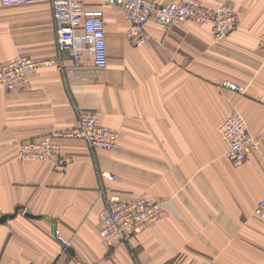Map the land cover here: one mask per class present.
<instances>
[{"label":"crops","instance_id":"crops-1","mask_svg":"<svg viewBox=\"0 0 264 264\" xmlns=\"http://www.w3.org/2000/svg\"><path fill=\"white\" fill-rule=\"evenodd\" d=\"M79 1L105 12L107 68L90 57L74 65L64 54V69H38L24 88L0 91V218L15 214L0 224V264H264V219L256 214L264 197V0H201L211 9L232 5L239 26L216 40L209 25L152 20L150 41L138 48L126 38L130 25L120 8ZM57 54L50 2L0 0V65ZM224 81L245 93L220 89ZM233 108L262 137L238 166L219 132ZM79 110L96 111L119 133L114 150L56 139L63 169L56 160L19 159L20 142L73 128ZM101 171L117 179L103 183ZM105 184L125 198L169 200L173 207L129 242L108 248L99 235Z\"/></svg>","mask_w":264,"mask_h":264},{"label":"built area","instance_id":"built-area-1","mask_svg":"<svg viewBox=\"0 0 264 264\" xmlns=\"http://www.w3.org/2000/svg\"><path fill=\"white\" fill-rule=\"evenodd\" d=\"M38 1H48L52 5L57 57L44 60L21 57L0 65V91L24 88L38 69H64V54L70 57L74 65H82L86 57H90L97 68L105 69L109 65L107 25L103 9H86L79 0H1L2 5L6 6ZM104 1L108 6L121 9L130 25L126 38L134 48L150 41L147 25L152 20L166 27L195 21L209 25L211 34L216 38L228 35L237 26L238 21L229 4L212 10L201 0H180L165 5L153 0ZM259 44L264 52V35L260 37ZM218 85L221 89L245 93L243 87L230 81ZM219 132L227 144L226 156L235 166L247 161L250 151L259 150L262 143V137L252 134L247 119L236 108H233L220 124ZM56 139L83 140L91 149L112 151L117 146L119 133L102 125L95 111L79 110L77 123L73 128L53 136L20 142L18 156L27 161L56 160V167L63 169L67 161L60 158V145ZM100 179L103 183H112L117 176L110 171H101ZM102 195L105 207L100 213L99 235L103 245L108 248L128 242L160 221L173 207L169 200L125 198L106 184L103 185ZM256 214L264 219V197L256 207ZM55 236L66 248L71 245L58 229H55Z\"/></svg>","mask_w":264,"mask_h":264},{"label":"rangeland","instance_id":"rangeland-1","mask_svg":"<svg viewBox=\"0 0 264 264\" xmlns=\"http://www.w3.org/2000/svg\"><path fill=\"white\" fill-rule=\"evenodd\" d=\"M180 1V0H179ZM203 2V1H202ZM204 3V2H203ZM230 5V4H229ZM223 6V5H222ZM222 6H220L219 8H221ZM232 6V5H231ZM209 8V7H208ZM219 8H217V9H219ZM232 8H233V6H232ZM211 9V8H210ZM217 9H212V10H217ZM233 10L235 11V9L233 8ZM235 13H236V15H237V12L235 11ZM237 17H238V15H237ZM195 22V21H194ZM185 23V22H184ZM196 23H198V22H196ZM181 24H183V23H180V24H177V25H181ZM200 24V23H199ZM202 25V24H201ZM173 26H176V25H173ZM239 26V17H238V21H237V26L234 28V30L233 31H231L228 35H226V36H224V37H222V38H216V37H214L212 34H211V32H210V34H211V36L214 38V39H216V40H222V39H224V38H226V37H228L232 32H234L235 31V29L237 28ZM172 27V26H171ZM221 89V88H220ZM5 92V91H4ZM90 111H93V110H90ZM96 112V111H95ZM97 113V112H96ZM98 114V113H97ZM56 135V134H55ZM19 157V156H18ZM20 159V158H19ZM22 160V159H21ZM27 161V160H26ZM116 191V190H115ZM117 193H119L118 191H116ZM119 194H121V193H119ZM122 195V194H121ZM123 196V195H122ZM137 197H142V196H137ZM128 198V197H127ZM132 198H135V197H132ZM104 207H105V205H104ZM104 209V208H103ZM102 209V210H103ZM261 218V217H260ZM142 233V232H141ZM130 241V240H129ZM128 241V242H129ZM126 243V242H125ZM208 264H214V263H208Z\"/></svg>","mask_w":264,"mask_h":264},{"label":"water","instance_id":"water-1","mask_svg":"<svg viewBox=\"0 0 264 264\" xmlns=\"http://www.w3.org/2000/svg\"><path fill=\"white\" fill-rule=\"evenodd\" d=\"M19 209H17L16 211H18ZM15 216V214L13 215H3L1 218H0V224H3L5 223L8 219L10 218H13Z\"/></svg>","mask_w":264,"mask_h":264}]
</instances>
